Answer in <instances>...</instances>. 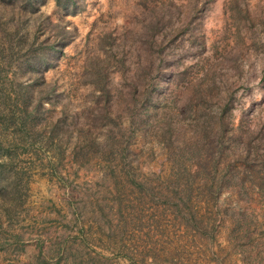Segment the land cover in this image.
<instances>
[{
    "label": "rangeland",
    "instance_id": "obj_1",
    "mask_svg": "<svg viewBox=\"0 0 264 264\" xmlns=\"http://www.w3.org/2000/svg\"><path fill=\"white\" fill-rule=\"evenodd\" d=\"M0 264H264V0H0Z\"/></svg>",
    "mask_w": 264,
    "mask_h": 264
},
{
    "label": "trees",
    "instance_id": "obj_2",
    "mask_svg": "<svg viewBox=\"0 0 264 264\" xmlns=\"http://www.w3.org/2000/svg\"><path fill=\"white\" fill-rule=\"evenodd\" d=\"M55 2H57V3H58V2H59V0H55Z\"/></svg>",
    "mask_w": 264,
    "mask_h": 264
}]
</instances>
